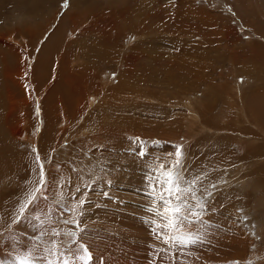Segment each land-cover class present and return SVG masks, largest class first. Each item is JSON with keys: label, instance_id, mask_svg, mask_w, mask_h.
<instances>
[{"label": "rangeland", "instance_id": "obj_1", "mask_svg": "<svg viewBox=\"0 0 264 264\" xmlns=\"http://www.w3.org/2000/svg\"><path fill=\"white\" fill-rule=\"evenodd\" d=\"M263 107L264 0H0V260L35 193L74 264H264ZM177 146L210 228L153 214Z\"/></svg>", "mask_w": 264, "mask_h": 264}, {"label": "snow or ice", "instance_id": "obj_2", "mask_svg": "<svg viewBox=\"0 0 264 264\" xmlns=\"http://www.w3.org/2000/svg\"><path fill=\"white\" fill-rule=\"evenodd\" d=\"M176 161L171 166L170 171H159L158 175L155 177V182L160 185L161 190L155 192V198L162 201L164 206V212L161 213L159 210H153V214L157 217H161L163 220L168 221L169 225L175 227L178 222L187 223L188 225H193L196 223L201 224L202 227L210 228L211 224L208 221H203L200 219V213L195 209L199 208L201 212L205 210V205L197 203L193 205L190 203L191 199H196L195 193H192L191 197H188L186 194L190 191V188L181 187L182 182H186L184 177L181 176V156L182 151L180 146H177L175 151ZM39 159V158H37ZM163 166H161V169ZM151 179V177H150ZM45 187V178L43 165H41L40 172V184L36 189V192H40ZM79 191V188H77ZM171 197L176 201L175 205L172 204ZM47 199V197H43ZM37 202L36 194L33 193L27 200L26 203L21 204L19 208V214L14 217L13 225H21L30 228L33 233L39 232L38 235L32 236V242L34 245L41 246L46 255L36 256L33 253L37 250L35 248H28L27 251L24 250V244L21 239L17 237L15 232L12 230L11 226L6 229L5 242L11 241L14 249H18V253L14 258L8 260H0V264H74V261L69 259L65 252L61 251L62 249H70L72 245L75 244V232L62 233L56 230H45L43 228L44 221L40 220V217H33L31 206H34ZM80 205L84 204L83 200L79 201ZM182 213H190L195 219H188L187 215H182ZM48 222L51 223V218L47 217ZM39 221V223H37ZM64 223H75L71 220H64ZM79 225L77 224V227ZM21 235L26 236L27 233H22ZM46 236H62L64 237L61 240H53L51 238L45 239ZM175 239L180 241V246H187L188 244L196 243V238L192 233H187L183 237H175ZM82 250L84 255L78 256L77 259L81 261V264H91L92 257L89 253L87 247L83 244L79 246L78 251ZM55 257V259L53 258Z\"/></svg>", "mask_w": 264, "mask_h": 264}, {"label": "bare ground", "instance_id": "obj_3", "mask_svg": "<svg viewBox=\"0 0 264 264\" xmlns=\"http://www.w3.org/2000/svg\"><path fill=\"white\" fill-rule=\"evenodd\" d=\"M127 11V10H126ZM57 42V41H56ZM37 68V67H36ZM39 68V67H38ZM123 96V95H122ZM124 97V96H123ZM122 99V98H121ZM121 99L119 100V101H121ZM255 99V98H254ZM255 100H257V99H255ZM123 101H124V99H123ZM259 102H260V100H259ZM260 104V103H259ZM124 107V106H123ZM264 108V107H263ZM262 108V109H263ZM263 161V160H262Z\"/></svg>", "mask_w": 264, "mask_h": 264}]
</instances>
